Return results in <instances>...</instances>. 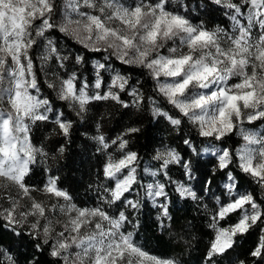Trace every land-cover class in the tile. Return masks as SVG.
I'll list each match as a JSON object with an SVG mask.
<instances>
[{
	"label": "snow or ice",
	"instance_id": "1",
	"mask_svg": "<svg viewBox=\"0 0 264 264\" xmlns=\"http://www.w3.org/2000/svg\"><path fill=\"white\" fill-rule=\"evenodd\" d=\"M81 128L90 203L57 166ZM201 229L202 264H264V0H0V264H188Z\"/></svg>",
	"mask_w": 264,
	"mask_h": 264
},
{
	"label": "trees",
	"instance_id": "2",
	"mask_svg": "<svg viewBox=\"0 0 264 264\" xmlns=\"http://www.w3.org/2000/svg\"><path fill=\"white\" fill-rule=\"evenodd\" d=\"M107 110V109H104ZM120 115L116 113L115 120H119ZM115 120L107 125L109 129L116 128ZM128 121L126 120L125 123ZM142 127L148 132V135L141 136L136 141V147L134 150L141 152L142 155L147 157L151 155L152 149L154 147H159L158 143H150V137H155V140L164 139L166 142H170L171 135L164 127V125H160L157 127L155 123L150 124L147 117H145ZM110 135H114L115 132H110ZM92 135V132L89 131L87 135L84 134V129L81 128L80 133L77 135L75 142L67 148L64 159L59 162L58 167L63 168L62 179L65 181V187H68L70 191H75L76 195L83 199L84 201L88 200L89 196L93 195L92 192L88 190V184L90 183L91 172L93 169V165L96 163L95 156L93 155V149L91 148V141L88 139L89 136ZM92 156V159L89 157ZM48 165H40V167H47ZM178 175V173L176 174ZM42 177H35L34 179L38 182ZM179 207L181 211L179 212L180 223L186 224L188 221H191L193 224H197V220H192V217L198 216V213L195 211V208H187L184 206L183 201H180L179 204L176 205ZM187 217V220L184 219ZM155 213H153L150 217H141V225H142V238L147 239L149 242L150 250L154 251L157 255H164L170 252V248L174 247L175 244L179 243L180 240L172 239V236L167 233H162L155 227L154 224ZM146 227V231H144ZM191 231V229H189ZM203 229L193 232V239L191 240V246L186 248L184 253V260L188 262V264H202L201 262V254L204 250V244L200 242V238L203 234ZM163 235L165 241H171V245L160 243L156 237ZM175 235V233H174ZM183 236V233L180 234ZM184 239H187L184 237ZM208 239L207 236L203 237L204 242ZM255 242V237L249 239L247 237L244 238L241 244V251H247L249 248L253 246ZM240 258H245L241 256ZM250 259V258H248ZM224 264H228V261L225 260Z\"/></svg>",
	"mask_w": 264,
	"mask_h": 264
}]
</instances>
